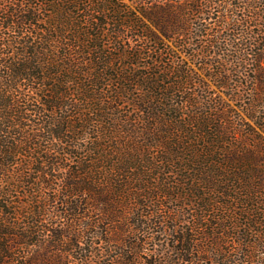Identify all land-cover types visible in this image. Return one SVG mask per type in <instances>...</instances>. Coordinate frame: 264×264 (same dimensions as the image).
<instances>
[{"label":"trees","instance_id":"obj_1","mask_svg":"<svg viewBox=\"0 0 264 264\" xmlns=\"http://www.w3.org/2000/svg\"><path fill=\"white\" fill-rule=\"evenodd\" d=\"M0 264H264V0H0Z\"/></svg>","mask_w":264,"mask_h":264},{"label":"rangeland","instance_id":"obj_2","mask_svg":"<svg viewBox=\"0 0 264 264\" xmlns=\"http://www.w3.org/2000/svg\"><path fill=\"white\" fill-rule=\"evenodd\" d=\"M126 2H129V0H125Z\"/></svg>","mask_w":264,"mask_h":264}]
</instances>
